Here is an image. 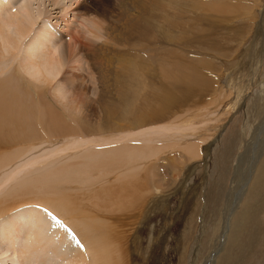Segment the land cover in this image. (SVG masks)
Segmentation results:
<instances>
[{
	"label": "rangeland",
	"instance_id": "1",
	"mask_svg": "<svg viewBox=\"0 0 264 264\" xmlns=\"http://www.w3.org/2000/svg\"><path fill=\"white\" fill-rule=\"evenodd\" d=\"M66 1L70 5V0H63L57 2V7L52 6V2L48 0H13L16 10L28 3L36 16L39 11L42 16L26 37L17 35L14 28L7 27L10 46L2 48L0 45L3 58L8 60L3 61L0 56L3 59L0 61V85L10 83L8 85L16 89L14 81L6 79L15 70L29 93L15 96H21L23 104L29 105L33 114L37 113L33 116V123L31 122L33 126H37L35 122L38 123L39 118L43 124L46 123L42 116L48 117L45 113L47 112L57 117L59 124L62 120L60 128L63 129L57 133L58 130L53 126L50 129L48 123L44 124V127L38 123L39 127L35 129L31 124L24 127L18 117H15L17 112L11 116L14 121L11 117L7 120L11 126L7 121L6 124L9 125L2 126L8 129H2V134L0 132V264H77L83 255L90 262L96 248L106 242L112 264H264V133H260L264 128V0H209L218 3L221 1L223 4L225 1L229 6L233 5V9L231 5V8L222 12L227 15H221L222 26L219 28L218 25L216 30L221 35L220 45L226 52H206V55L209 54L206 56L209 65L205 69H209L206 74L208 79H211L210 88L206 93H202L204 95L192 98L188 106L179 109L180 113L174 110L172 116L163 117V122L160 120L157 124L154 122V125L149 123L150 126L165 123L173 125L174 128L186 127L182 133L171 132L172 134H166L162 138L134 134L127 137L128 139H125L128 132L133 134V131H146L140 128L141 118H147L149 112L159 108L161 104L154 98L160 95L156 90L157 81L163 82L165 78L161 72L165 65L159 62L165 52L163 48L175 49L171 44L172 39L177 44L173 30L186 33L185 25L177 21L180 19L171 17L178 14L188 19L189 15L198 17L201 11H195L190 6L191 3H196L194 0H172L170 6H160L157 14L149 12V33L145 32L141 37L136 34L138 39L134 36L136 40L133 39V47L123 46L126 48L125 52H131L132 55L128 57V62L118 66L127 78L124 91L128 93L127 100L119 104L120 95H100L102 82L98 77L99 73L97 68L94 70L87 65L84 51L77 52L81 62L86 59L79 63L82 68L78 64L73 66L70 62L65 63L68 57L62 51L69 37H66V24L63 23L61 11L67 5ZM76 1L79 6L85 3V0ZM87 3L85 8L94 4L97 12L109 8V12L104 15L106 22L111 21V15L117 11L121 15V26L126 30L123 23L126 17L124 10L130 5V0H88ZM120 4L124 5L121 7ZM213 4L215 5L213 2L210 6ZM119 7L124 10L119 12ZM198 8L196 6L195 9ZM236 9L241 11L237 12ZM136 15L138 14L133 13L131 16ZM72 18L70 10L66 19L73 22ZM77 23L73 26L76 27ZM178 23L180 24L177 25ZM39 30L50 32L56 38L53 45L57 47H54L61 48L54 50L48 45L50 50L58 51L52 53L51 50L50 54H47L48 59L50 56L53 59L56 56L54 60L50 59V63L47 55L44 56L50 50H42L43 47L24 48ZM192 32L196 33L193 30ZM191 33L188 35L191 36ZM44 39L46 37L41 40L46 43L48 39ZM11 44L18 48L14 51ZM134 49L137 52L136 57ZM15 53L20 54L19 56L29 55V63L34 61V56L40 57L41 60L39 59L37 64H32V61L33 67H27L31 66L29 63L27 66L19 64L20 58L17 57L11 63V56H16ZM44 60H47L49 65ZM198 64L194 65L197 71ZM34 65L42 70L40 68L37 71ZM60 65L63 67V75L60 74L62 78L58 77L60 83L53 82L48 85L42 82V86L39 81L49 78V75L56 71L53 68L57 69ZM127 73L129 75L126 76ZM156 73L157 76L160 75L158 78L154 76ZM186 73L190 71L186 70ZM130 75L133 78H130ZM38 92L43 95H36ZM105 103L117 104L114 109L118 113L114 119L118 121L112 122L110 128L102 126V120H106L102 111V105ZM20 105L22 106V103ZM37 115L41 117L38 118ZM17 120L23 129L19 127ZM147 125L144 126L147 127L145 129H150ZM173 127L171 129H174ZM4 130L9 131L10 135L13 134L11 139ZM30 130L36 132L32 133L36 134L32 135L33 138L26 136L31 134ZM155 138H159V141ZM82 140L85 141L81 142ZM161 143L166 146V149H162L164 153L160 149ZM189 144L197 149L198 154L195 157L184 154L185 146ZM138 146L143 147L144 151L148 146L160 149L161 152L155 155L160 157H146L149 152L145 155L143 149ZM137 148L138 151L140 149L139 155ZM141 152L142 158L139 157ZM144 156L148 158V162ZM137 157L140 160L136 163ZM154 160L156 164L152 163ZM129 161L131 165L135 161L131 168ZM117 162H122V165ZM147 165L149 168L152 166V172L151 168L148 170L156 176L148 181V189L142 193V207L138 209L136 190H123L124 194H127L120 195L116 187L122 180H130L140 167L141 171L143 167L145 170ZM134 192L135 196L132 195ZM69 203L74 207H66ZM43 209H47L55 217L56 225ZM225 221L227 230H224ZM22 224H26V227ZM86 249L90 251L85 252Z\"/></svg>",
	"mask_w": 264,
	"mask_h": 264
},
{
	"label": "bare ground",
	"instance_id": "2",
	"mask_svg": "<svg viewBox=\"0 0 264 264\" xmlns=\"http://www.w3.org/2000/svg\"><path fill=\"white\" fill-rule=\"evenodd\" d=\"M18 1V0H17ZM50 2H52V6H56L57 5V2L59 1H63V0H48ZM69 1V0H68ZM71 3H69L70 5H68L67 1V5L64 6V9H62L61 13L63 14L62 15V20L64 21L63 23H65V32L68 36L66 37H69V41L68 43L66 44L65 46V49H64V46L62 49H64L62 52L67 55L68 59L66 61L65 59V63H69L73 66H76L78 64V66L80 67L81 64L79 63H82L83 61H86L83 60L81 62V58L79 56V54H77V52H82L84 51L85 54H86V58H87V65L92 67L93 69L94 68H97V73H99L98 77L100 78L101 82H102V88L100 89V95H120L119 96V100L118 102H121L119 104H122L124 103L126 100H127V95L128 93H126L124 91V84L125 81L127 80V78L124 77L123 75V71L120 72V69H118L120 66L121 63H126L125 61H127V59H129L128 57L132 55L131 52H125V49L123 46H132L135 44L134 41L136 40L135 38H137L136 34H140V37L142 35H144L145 32H148V29H149V12L151 14H154V13H158L160 10L159 7L160 6H165V5H171V1L172 0H130V5H128V7L126 8L125 6V14L124 16L125 17V21L123 22L124 25L126 26V30L123 29V25L121 26V21L119 20V13H117V11L111 15V21L109 22H106L105 20V17L104 15L106 14V12L108 11L109 8H105L104 10H102L101 12H97L95 10V5L94 4H91L90 6H88V8H85L87 5H88V0H85L83 3L84 5L82 6H79L76 2V0H70ZM123 1V0H122ZM196 3H191V7L196 11V10H199L201 11V15H199L197 17H193L191 15H189V18L188 19H185L186 17H182V16H178L175 15L176 17H171V18H177V19H180V20H177V21H181L180 23L184 24L185 27H186V33L182 32L180 30L179 33L176 32V30H173L172 31V34H173V37L175 41H177V44L174 43L173 39H172V45H174L175 49L173 50H169V49H164L163 50L165 51L163 53V56L162 58H160L159 62L160 63H163L165 65V68L164 70H162L161 72L164 73V81L163 82H158L157 85V89L160 93V95H158L157 97L154 98V100L157 102H160L161 104L159 105V108L157 109H153V111L149 112L150 114L148 115L147 118H145V116H143L141 118V123L140 124V128L143 129V130H146V131H136V133H134V131L132 132L133 134H128L126 133V138L125 139H128L129 136L131 135H140L142 137H144V135H151V136H160V138H162L163 136H166V134H169V133H174V132H177L178 134L179 133H182L184 129H182L183 127L181 128H177L175 126V128L173 127V125L171 126V124H167L164 125H156V126H150L149 123H153L154 125V122H156L157 124V121H164L165 119H163V117H165L166 115H173L174 114V110H177L179 111V109L181 108H184L192 98H195L199 95H204L202 94L203 92L206 93L207 90L210 88V80L208 79V74L206 73H209V69H205V67L207 65H209L208 63V60H207V54L206 55V52L207 51H218L222 54H224V52H226L225 49H222V46L220 45V41L219 39L220 38V33L216 32V30L218 29V25H219V28L220 26H222V17L221 15H227L226 13L222 14V12L228 8H231L230 6L232 4H228V2H225V4H223V2H220L218 3V1H213L215 3V5L213 4V6H210L212 5V1L209 2L208 1H196L194 0ZM199 1H200V4H201V8L199 9L198 8V5H199ZM228 1V0H227ZM230 1V0H229ZM82 2V0H81ZM91 2V1H90ZM96 2V0H95ZM173 2V1H172ZM235 2V1H234ZM13 0H0V45L2 46V48H4V46H10V39L8 36H10L7 32L9 31H6L7 30V27H12L14 28V31L17 33V35L19 36H23V37H26L25 35H28L30 32H31V29L33 30L32 26L35 24V22L41 18L42 16V12L39 11L40 13L36 16L35 13H33L31 11V8L29 7L28 3H24L23 6L21 8H19V10H16L14 5H13ZM19 3V2H18ZM63 3V2H62ZM65 3V2H64ZM63 3V4H64ZM79 3V2H78ZM174 3H177V2H174ZM173 3V4H174ZM238 3V2H237ZM61 4V3H60ZM59 4V5H60ZM77 4V5H76ZM218 4V5H217ZM236 4V2H235ZM94 5V6H93ZM121 5V4H120ZM124 5V4H123ZM121 5V7L123 6ZM179 5V4H178ZM50 6V5H49ZM116 6L118 7V5L116 4ZM115 6V7H116ZM127 6V5H126ZM197 6L198 9H195ZM58 7V5H57ZM63 7V6H62ZM119 7V12L123 11L122 8ZM166 7V6H165ZM170 8V7H169ZM180 8V7H179ZM243 8V7H242ZM232 9H233V5H232ZM72 11V19H73V22L75 20V22H78L77 26L75 27V25L73 26V22H69L66 18H67V15H68V12L69 11ZM110 10V9H109ZM231 10V9H230ZM237 10V9H236ZM240 10V9H239ZM239 10H237V12H239ZM14 11V12H13ZM158 11V12H157ZM241 11V10H240ZM35 12V11H34ZM46 12V11H45ZM109 12V11H108ZM163 12V11H162ZM234 12V11H233ZM132 13V14H131ZM133 13L135 14H138L136 16H131L133 15ZM165 13V12H164ZM168 13V11H167ZM166 13V14H167ZM190 13V12H188ZM108 14H111V13H108ZM121 14V13H120ZM161 14V13H159ZM163 14V13H162ZM191 14V13H190ZM194 14V13H193ZM232 14V13H230ZM234 14V13H233ZM164 15V14H163ZM229 15V14H228ZM235 15V14H234ZM61 16V15H60ZM122 16H123V12H122ZM151 16V15H150ZM162 16V15H161ZM173 16V14L171 15ZM184 16V15H183ZM152 17V16H151ZM156 17L159 18V16L156 15ZM158 20V18H156ZM170 17V16H169ZM225 17V16H224ZM108 18V16H107ZM162 18V17H161ZM165 18V16H164ZM229 18V17H228ZM237 18V17H236ZM124 19V18H122ZM166 20V18H165ZM221 20V21H220ZM72 21V20H71ZM153 20H151L152 22ZM162 21V20H161ZM186 21L188 22V24H186ZM223 21H226L223 19ZM154 22V21H153ZM160 22V21H159ZM219 22V24H218ZM228 22V21H226ZM180 23H178L177 25H179ZM229 23V22H228ZM37 24V23H36ZM50 24V23H49ZM159 24V23H158ZM170 25V23H168ZM225 24V23H224ZM45 26V25H44ZM153 26V25H152ZM157 26V25H156ZM173 26V25H172ZM224 26V25H223ZM229 25L227 24V27ZM226 27V26H225ZM224 27V28H225ZM11 29V28H10ZM39 29V28H37ZM41 29V28H40ZM157 29V28H156ZM168 29V28H167ZM124 30V32H123ZM150 30V29H149ZM193 31H196V33L192 32ZM226 31V29L224 30ZM154 32V31H153ZM192 32V33H191ZM222 32V31H221ZM50 33V32H49ZM48 32H46L45 30L43 31H40L37 33V35H35L34 38L30 39L28 42H27V45L24 47L26 49V47L28 48L29 46L31 47V49L33 48H42V50H50V48H48V45L52 46V49L55 50V48L57 47L56 45H53V42L56 38H54L51 33L49 34ZM125 33V34H124ZM149 33V32H148ZM191 33V36H189L188 34ZM227 33H230V32H227ZM35 34V33H34ZM192 34H194L192 36ZM222 34V33H221ZM51 35V36H50ZM147 35V34H146ZM145 35V36H146ZM231 35V34H230ZM30 36V35H29ZM59 36V34L57 35ZM135 36V38H134ZM163 36V35H162ZM187 36V37H186ZM33 37V36H31ZM48 39L45 42H43L41 39L42 38H45ZM61 37V35H60ZM223 37V36H222ZM230 37V36H228ZM59 38V37H58ZM23 39V38H22ZM44 39V40H46ZM135 39V40H133ZM138 39V38H137ZM72 40V41H71ZM100 40H102L100 42ZM168 40V39H167ZM226 40V39H225ZM13 41V40H12ZM17 41V39H16ZM60 41V40H59ZM66 41V42H67ZM14 42V41H13ZM160 42V41H159ZM168 42V41H167ZM55 44V42H54ZM57 44V43H56ZM63 44V43H62ZM152 44V43H151ZM170 44V43H169ZM170 44V45H171ZM154 45V44H152ZM169 45V46H170ZM14 46V47H13ZM49 46V47H50ZM56 46V47H54ZM125 46V47H126ZM159 46V45H158ZM18 48V46H16ZM15 45L11 44V48H13V50L15 51ZM132 47H130L129 49L132 50ZM59 48V47H58ZM56 48V50L58 49ZM121 48L123 51H121ZM136 48V46L134 47ZM138 48V47H137ZM159 48H162V46ZM167 48V47H166ZM180 48V50H179ZM51 49V50H52ZM61 49V48H59ZM58 49V50H59ZM128 49V47H127ZM158 49V48H157ZM5 50V49H4ZM9 50V49H8ZM20 50V49H19ZM30 50V49H29ZM48 51L44 56H46L49 52ZM52 50V53H54L55 51ZM159 50V49H158ZM31 51V50H30ZM229 51V50H228ZM41 52V51H40ZM46 52V51H45ZM43 52V53H45ZM58 52V51H56ZM55 52V53H56ZM84 52H83V55H84ZM133 52V51H132ZM134 52H135V49H134ZM186 52L188 54H186ZM204 52V53H202ZM212 52V53H214ZM234 52V51H233ZM3 51L1 52V49H0V56L3 58ZM42 53V55H43ZM142 54V52H140ZM138 53V54H140ZM145 53V52H144ZM151 53V52H150ZM153 53V52H152ZM202 53V54H201ZM229 53V52H228ZM26 54V53H25ZM38 54V53H37ZM50 54V53H49ZM59 54H60V51H59ZM63 54V55H64ZM136 54L137 52H135V57H136ZM148 54V53H147ZM211 54V53H210ZM215 54V53H214ZM221 54V55H222ZM16 56L12 55L11 56V63L14 62V59L16 60V57L17 58H20L19 59V64L22 63V64H25V66H27L26 64L29 63V61L27 60V56L29 58V55H17L15 53ZM53 55V54H52ZM58 55V54H56ZM64 55V56H65ZM55 56V55H54ZM73 56V57H71ZM149 56V55H148ZM151 57H153L152 55H150ZM224 56V55H223ZM0 57V61L3 60L2 58ZM10 57V56H9ZM30 57H31V54H30ZM39 57V56H38ZM60 57V56H58ZM66 57V56H65ZM66 57V58H67ZM188 57V58H187ZM210 57V56H209ZM42 59H44L42 56H41ZM47 60L49 61L50 63V59L51 60H54L56 58V56L53 57L50 56L49 59H48V55H47ZM45 58V59H46ZM71 58V59H70ZM89 58V59H88ZM141 58V57H140ZM32 59H34V63L32 64H37L40 62V57L37 58L36 56L32 57ZM40 59V60H39ZM60 59V58H59ZM142 59V58H141ZM193 59H195L193 61ZM230 59V58H229ZM7 59H4L3 61H6ZM31 60V59H30ZM47 60H44L45 62ZM61 60V59H60ZM64 60V59H63ZM62 60V61H63ZM155 60V59H153ZM8 61V60H7ZM30 61V65L31 66H27V67H33L31 62ZM43 61V60H42ZM57 61V59H56ZM2 62V61H1ZM0 62V63H1ZM59 62V61H58ZM57 62V63H58ZM128 62V61H127ZM156 62V61H155ZM43 63V62H41ZM55 64V62H52ZM61 63V62H60ZM144 63V61H143ZM142 63V64H143ZM195 63H199L198 66H199V69L198 71L194 68V65ZM2 64V63H1ZM47 64V62H46ZM53 64V65H54ZM65 64V65H66ZM76 64V65H75ZM202 64V65H201ZM12 65V64H11ZM49 65V64H47ZM52 65V64H51ZM50 65V66H51ZM59 65V64H58ZM63 65V64H61ZM61 65H60V70H57L59 68L55 69V70H51V71H55V73H51V75H49L47 79H43L42 81H39V83H46L48 85L52 84L53 82L57 83L59 81V78L60 77V74H61V71H62V68H61ZM129 65V64H128ZM151 65V64H149ZM148 65V66H149ZM201 65V66H200ZM43 66V65H42ZM57 66V64H56ZM154 66V65H153ZM162 66V65H161ZM196 66V68L198 67ZM36 66L34 65V68ZM46 67V66H45ZM53 67V66H52ZM51 67V68H52ZM58 67V66H57ZM124 67V66H123ZM150 67V66H149ZM155 67V66H154ZM41 68V67H40ZM39 68V69H40ZM48 68V67H46ZM82 68V67H80ZM91 68V69H92ZM126 68V67H125ZM37 71H39L38 69V66L37 68H35ZM124 69V68H123ZM121 69V70H123ZM127 69V68H126ZM151 69V67H150ZM149 69V70H150ZM154 69V68H153ZM159 69V68H157ZM35 70V71H36ZM42 70V68H41ZM40 70V71H41ZM95 70V69H94ZM136 70V68H135ZM186 70H189L190 73H186ZM32 71V70H31ZM80 71V70H79ZM130 72V69L128 70ZM137 71V70H136ZM148 71V70H147ZM63 72V71H62ZM83 72V71H82ZM96 72V71H95ZM142 72V71H141ZM151 71H149L150 73ZM36 73V72H35ZM96 73V74H97ZM145 73V72H144ZM148 73V72H147ZM30 74V72H29ZM39 74V73H38ZM37 74V75H38ZM53 74V76H52ZM125 74V73H124ZM135 76L136 72L133 73ZM63 75V73L61 74ZM75 75V74H74ZM129 75L128 73L126 74V76ZM132 75V74H131ZM130 75V76H131ZM41 76V75H40ZM45 76V75H44ZM77 76V75H75ZM133 76H131L130 78H133ZM149 76V75H148ZM154 76H157V73L154 74ZM160 76V75H159ZM157 76V78L159 77ZM31 77H33L31 75ZM36 77V76H35ZM138 77V76H137ZM153 77V76H152ZM9 80H13L14 81V84L16 85V89H13L12 87H10L8 84H4V85H0V132L2 131V129H5L4 127H6V125L8 126H11V123H9L7 120H9V118L11 116H13V114L15 112H17L15 115V117H18V120L19 122L22 124V126H30L31 124V127H39L40 126H43L44 124L47 125L46 123L49 124V128L51 129V126L54 127L55 130H58L57 133L63 129H61L60 127V124L62 122V120L60 121V124H59V120L57 119V117L55 118V116L53 117V114L51 115L50 113L46 115H49L48 117H43L42 116V119L45 118L46 123H42L43 121L41 120V116L37 117L39 118L38 119V123H36L37 126H33L34 124L33 123V120L35 119L34 117L36 116L37 113L33 114V111H32V108H29V105H24L23 102H22V98L20 96V98H18V96H15V95H29L28 91L25 90V87H24V84H23V80L20 78V76L17 74V72L14 70V72L9 75L6 79ZM46 78V77H45ZM62 78V77H60ZM77 78V77H76ZM95 78V77H94ZM212 78V77H211ZM66 79V78H65ZM35 80V79H34ZM41 80V79H40ZM61 80V79H60ZM152 81V79H150ZM158 80V79H157ZM161 80V78H160ZM214 80V79H213ZM3 81H6V80H3ZM2 81V82H3ZM38 81V79H37ZM64 81V80H62ZM98 81V80H97ZM150 81V82H151ZM154 81V80H153ZM9 82V81H8ZM67 82V81H66ZM65 82V83H66ZM100 82V81H99ZM149 82V83H150ZM156 82V81H155ZM44 83H42V86L44 85ZM60 83V82H58ZM75 83V82H74ZM98 84V83H97ZM8 85V86H7ZM13 86V84H11ZM62 85V84H61ZM77 86V85H76ZM152 86V84H151ZM14 87V86H13ZM67 87V86H66ZM82 87V86H81ZM11 88V89H10ZM40 89V88H39ZM64 89V87H63ZM66 89V88H65ZM153 89V88H152ZM43 89L41 88V91ZM61 90V89H60ZM39 91V90H38ZM66 91V90H65ZM66 93V92H64ZM149 94V93H148ZM151 94V93H150ZM209 94V93H208ZM5 95V96H4ZM7 95H11V97L7 98L6 96ZM14 95V97H13ZM31 95V94H30ZM36 95H43L42 92H38ZM61 95V94H59ZM58 96V95H57ZM63 98V97H61ZM199 98V97H198ZM64 99V98H63ZM147 99V98H146ZM196 99V98H195ZM9 100V101H8ZM107 100V99H105ZM157 102V103H158ZM197 102V101H195ZM20 103H22V106L20 105ZM32 103V102H31ZM39 105V104H38ZM37 105V106H38ZM189 105V104H188ZM187 105V106H188ZM36 106V107H37ZM117 106L116 105H111L110 104H103L102 105V111L104 112L105 116H106V120H102V126L105 127V128H110L112 126V122H115V121H118V119H114L115 116L117 115V110L114 109L115 107ZM152 106H155V105H152ZM156 108V107H154ZM151 109V108H150ZM45 110V109H44ZM152 110V109H151ZM37 111V110H36ZM182 112V111H181ZM39 113V112H38ZM41 113V112H40ZM39 113V114H40ZM177 113V112H176ZM180 113V111L178 112ZM45 115V114H44ZM146 115V114H145ZM171 115V116H172ZM34 116V117H33ZM36 117V118H37ZM168 117V116H167ZM12 120L14 121L13 117H11ZM34 118V119H33ZM104 117H102L103 119ZM179 118V117H178ZM74 119V118H73ZM17 120V123H19ZM32 120V121H31ZM58 120V121H57ZM6 121L7 123L9 124H6ZM162 121V122H163ZM32 122V123H31ZM161 122V123H162ZM168 122V121H167ZM16 123V124H17ZM19 123V124H20ZM21 124L19 125V127L21 126ZM148 124V125H147ZM145 125L147 126H150V129H145L147 127H144ZM4 126V127H2ZM26 126V127H28ZM44 127V126H43ZM48 127V126H47ZM52 127V129H53ZM83 127V126H82ZM174 128V129H171V128ZM21 128V127H20ZM60 128V129H59ZM64 128V126H63ZM139 128V130H140ZM177 128V129H176ZM193 128V127H192ZM8 129V128H6ZM5 129V130H6ZM23 129V128H21ZM27 129H30V128H27ZM189 129V128H188ZM4 130V131H5ZM174 130V131H172ZM16 131V130H15ZM28 131V130H27ZM32 130H30V133L31 134H26L27 138L28 136H32L33 134L32 133H36L35 131L31 132ZM3 132V131H2ZM1 132V134H2ZM6 132V131H5ZM23 132V131H22ZM64 132V131H63ZM93 132V131H92ZM8 133V134H7ZM24 133V132H23ZM29 133V132H28ZM171 133V134H172ZM261 134L264 133V128L261 129ZM1 134H0V137H1ZM7 134V137L10 136V139L12 138L11 135L13 136V134L10 135L9 131L6 132ZM20 134V133H19ZM25 134V133H24ZM76 134V133H75ZM175 134V133H174ZM36 135V134H35ZM33 135V136H35ZM68 135V134H67ZM77 135V134H76ZM125 135V133H124ZM182 135V134H181ZM16 136V135H15ZM32 136V138H33ZM171 136V135H170ZM20 137V136H19ZM22 137V136H21ZM128 137V138H127ZM174 137V135L172 136ZM176 137V136H175ZM81 138V137H79ZM78 138V139H79ZM117 138V137H116ZM181 138V137H180ZM15 139V138H14ZM17 139V138H16ZM22 139V138H21ZM84 139V138H83ZM121 139V138H120ZM157 141H159V138H155ZM165 139V138H164ZM182 139V138H181ZM13 140V139H12ZM81 140V139H79ZM78 140V142H79ZM161 140V139H160ZM175 140V139H174ZM180 140V139H179ZM0 141H2L0 139ZM15 141V140H14ZM19 141V140H18ZM27 141V140H26ZM85 140H82L81 142H84ZM111 141V140H110ZM126 141V140H125ZM165 141V140H164ZM23 142V141H22ZM170 142V141H169ZM163 143V142H162ZM161 143V144H162ZM175 143V142H174ZM10 144V143H9ZM160 144V145H161ZM166 144V143H164ZM139 145V144H138ZM167 145V144H166ZM129 146V145H128ZM157 146V145H156ZM155 146V147H156ZM140 148V146H138ZM166 147V146H165ZM164 147V145L162 144V147L160 148L161 150L162 149H166ZM173 147V146H172ZM187 147V148H186ZM131 148V147H130ZM143 149V153L146 155L147 151L149 153H147L146 157H149V158H152L153 156L156 155L157 152L160 151V149H157V148H154V147H150L148 146L147 149L145 147V151H144V148L141 147ZM140 148V149H141ZM159 148V147H158ZM169 148H171L169 146ZM168 148V149H169ZM140 149L138 151V148H137V151H138V155H139V152H140ZM109 150V149H108ZM127 150V149H126ZM130 150V149H128ZM133 150H135V148H133ZM136 151V152H137ZM166 151V150H165ZM127 152V151H126ZM161 152V151H160ZM142 152L140 153V158L141 157V154H143ZM162 153H164V151L162 150ZM161 153V154H162ZM188 154V155H191L190 157H195L198 152H197V149L195 147H193V145H187L185 146V151H184V154ZM112 154V153H110ZM136 154V153H135ZM160 154V153H159ZM123 155H124V151H123ZM129 155V154H128ZM164 155V154H162ZM104 156V155H103ZM116 156V155H115ZM143 156V155H142ZM159 156V155H158ZM157 156V157H158ZM187 156V155H186ZM133 157L135 158L136 156L133 155ZM139 157L136 158V163L139 159ZM146 157L144 156V158L146 159ZM155 156V158H157ZM160 157V156H159ZM8 158V157H7ZM106 158V157H105ZM126 158V157H125ZM133 158V160H134ZM5 159V158H4ZM12 159V158H11ZM148 159V158H147ZM146 159V161H147ZM158 159V158H157ZM166 159V157H165ZM197 159V158H196ZM102 160V159H101ZM128 160V159H127ZM144 160V159H143ZM156 160V159H155ZM153 161L152 163L155 162L156 164V161ZM160 160V159H159ZM6 161V160H5ZM135 161L132 163V165H135ZM130 162V161H129ZM128 162V164H129ZM140 162V161H139ZM148 162V161H147ZM151 162V161H150ZM119 164L122 165V162H117ZM159 163V162H158ZM90 164V163H89ZM116 164V163H114ZM127 165V164H126ZM124 165V166H126ZM130 165H131V162H130ZM129 166L130 168L132 167ZM140 166V164H138ZM151 165V163H150ZM153 165V164H152ZM158 165V164H157ZM160 165V164H159ZM137 166V167H139ZM144 166V165H143ZM164 166V165H162ZM162 166H159V167H162ZM28 167V165L26 166ZM122 167V166H121ZM129 167H127L126 169H128ZM145 167V166H144ZM144 167H143V171H141V168L140 167L138 170V172L136 174H134L133 177L129 178L130 180L128 181H123L120 182L116 189L118 190V193L121 194H124V191L123 190H129V189H132L133 190H136L137 192V197H136V200H137V208L140 209L142 207V203H141V198H142V193H144L143 191H145L146 189H148V181L151 180L153 178V175L151 172H152V166L150 167L151 168V172L149 171L150 168H149V165H147L146 169L144 170ZM156 167V166H155ZM25 168V167H23ZM135 168V167H134ZM149 168V170H148ZM155 169V168H154ZM129 170V169H128ZM127 170V171H128ZM134 170V169H133ZM137 170V169H136ZM157 172H158V168L156 169ZM163 170V169H162ZM161 170V172H162ZM25 171V170H24ZM89 172V171H87ZM156 172V174H157ZM153 173H155L153 171ZM172 173V172H171ZM41 174V173H40ZM81 174V173H80ZM128 174V173H127ZM36 175V174H35ZM83 176V175H82ZM156 176V175H155ZM161 176V175H160ZM174 176V175H172ZM123 178V177H122ZM155 178V177H154ZM174 178V177H173ZM10 179V178H9ZM159 179V178H158ZM157 180V179H156ZM160 180V179H159ZM162 180V179H161ZM160 180V181H161ZM154 182V181H153ZM159 182V181H158ZM5 183V182H4ZM30 183V182H29ZM157 185V184H156ZM163 185V184H162ZM4 186V185H3ZM131 191V192H132ZM149 191V190H148ZM168 191V190H167ZM103 192V191H102ZM136 192L132 193V195L136 194ZM165 192V191H164ZM77 193V191H76ZM6 194V193H5ZM26 194V193H25ZM127 194V193H126ZM124 194V195H126ZM129 194V193H128ZM119 195V196H120ZM148 195V194H147ZM170 195V194H169ZM133 196V198H134ZM171 196V195H170ZM131 197V196H130ZM145 197V196H144ZM65 198V197H64ZM94 198V197H93ZM127 198V197H126ZM128 198H129V195H128ZM20 199V198H19ZM62 200L63 197H62ZM89 200V199H88ZM131 200V199H130ZM135 200V201H136ZM133 201V199H132ZM39 202V201H38ZM45 202V201H44ZM50 202V201H49ZM63 202V201H62ZM65 202V201H64ZM47 203V201H46ZM44 203V204H46ZM61 203V202H60ZM129 203V202H128ZM35 204V203H34ZM70 205H66L67 206H72L74 207L71 203H69ZM130 204V203H129ZM27 205H29L27 203ZM65 205V204H64ZM121 205V204H120ZM40 206V205H39ZM51 206V205H50ZM57 206V205H56ZM118 206V205H117ZM63 207V206H62ZM123 207V206H122ZM133 207V206H132ZM149 207V206H148ZM51 208V207H50ZM59 208V206H58ZM127 208V207H126ZM125 208V209H126ZM1 209V208H0ZM53 209V208H51ZM73 209V208H72ZM120 209V208H119ZM124 208H122V210H125ZM143 209V208H142ZM2 210V209H1ZM130 210V209H129ZM59 211V210H57ZM138 211V210H137ZM146 211V210H144ZM55 212V211H54ZM231 212V211H230ZM56 213V212H55ZM27 217V216H26ZM23 218V217H22ZM33 218V217H32ZM122 218V217H121ZM134 218V216H133ZM19 219V218H18ZM25 219V218H24ZM19 220H22V219H19ZM26 221L28 220L27 218L25 219ZM24 220V221H25ZM33 220V219H32ZM129 222V221H128ZM226 222V221H225ZM20 223V222H19ZM22 223V222H21ZM36 223V222H35ZM19 225V224H18ZM23 225V224H22ZM26 224L23 225V227L25 226ZM22 227V228H23ZM26 227V226H25ZM228 228V225H227V222L225 224V228L224 230H227ZM25 230V229H24ZM28 230V229H27ZM223 230V231H224ZM23 231V230H22ZM54 231V230H53ZM25 232V231H24ZM27 232V231H26ZM34 232V231H33ZM58 232V231H57ZM96 232V231H94ZM225 232V231H224ZM93 233V232H92ZM28 234V233H26ZM38 234V233H36ZM59 234V233H58ZM95 234V233H94ZM93 234V235H94ZM29 235V234H28ZM225 235V234H224ZM27 236V235H26ZM96 237V235H94ZM103 236V235H102ZM107 236V235H106ZM122 236V235H121ZM31 237V235H30ZM33 237V236H32ZM94 237V238H95ZM29 238V237H28ZM49 238V237H48ZM105 238V236H104ZM125 238V237H124ZM27 239V238H26ZM97 239V238H96ZM51 240V239H50ZM36 241V240H35ZM34 241V242H35ZM39 241V240H38ZM96 241V240H95ZM111 241V240H110ZM3 242V241H2ZM1 242V243H2ZM34 244V243H33ZM32 244V245H33ZM163 244V243H162ZM4 246V245H3ZM117 246V245H116ZM36 247V246H35ZM26 247H24L25 249ZM43 248V246H42ZM115 248V247H114ZM113 248V249H114ZM40 249V248H39ZM45 249V248H43ZM118 249V248H117ZM217 249V248H216ZM32 250V249H31ZM1 251V250H0ZM35 251V250H34ZM42 251V250H41ZM90 251L89 249H86L85 252H88ZM116 251V250H115ZM120 252V251H119ZM27 253V252H26ZM36 253V252H35ZM117 253V251H116ZM115 253V254H116ZM28 254H32V253H29ZM1 255H3L1 253ZM34 255V253L32 254ZM30 255V257L32 256ZM38 256V255H36ZM118 257V256H117ZM116 257V258H117ZM34 258V257H33ZM47 259V258H46ZM2 260V259H1ZM14 260V259H12ZM48 262V260H46ZM115 261V259H114ZM117 261V260H116ZM115 261V262H116ZM210 261V260H209ZM15 262V261H14ZM36 262V260H35ZM121 262V261H119ZM68 264H71V263H68ZM77 264H112L111 262V258H110V249H109V246L106 243L100 245L98 248H96L93 256H92V259L91 261H87L86 257L83 255L81 256V259L80 261L77 262ZM115 264V263H113ZM118 264H121V263H118Z\"/></svg>",
	"mask_w": 264,
	"mask_h": 264
}]
</instances>
